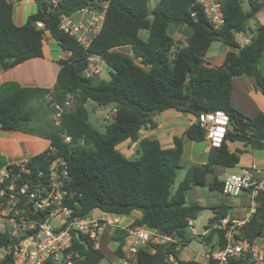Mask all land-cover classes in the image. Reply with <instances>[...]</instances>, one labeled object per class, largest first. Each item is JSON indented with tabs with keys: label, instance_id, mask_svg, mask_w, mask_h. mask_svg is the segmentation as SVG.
Returning a JSON list of instances; mask_svg holds the SVG:
<instances>
[{
	"label": "trees",
	"instance_id": "trees-1",
	"mask_svg": "<svg viewBox=\"0 0 264 264\" xmlns=\"http://www.w3.org/2000/svg\"><path fill=\"white\" fill-rule=\"evenodd\" d=\"M34 1L37 12L25 25L17 26L13 4L0 0L1 69L43 57L46 35L70 56L59 61L57 81L51 89L22 87L16 82L0 85L1 129L42 136L51 144L49 150L27 161L25 166L30 174L22 173L23 180L18 183L29 179L31 185L38 180L48 185L52 161L63 157L70 174L65 188L70 220L87 217L95 210L113 216L139 212L141 217L131 227H144L171 241L140 247L134 255L138 264H203L182 260L183 248L193 240L211 244L216 239L212 245L216 250L225 245V240L220 229H212L205 236L189 233V220L198 219L204 207L188 204L187 192L199 186L222 193L224 181L213 167H236L248 147L264 150V114L248 117L232 105L236 77H253L264 95V24L256 19L264 3L217 0L224 22L215 27L198 0H157L153 8L150 0H108L102 28L86 48L60 31V17L74 15L87 7L100 8L96 0H63L57 6L45 0ZM37 23H42L43 28H38ZM173 26L191 29L186 45L176 43L170 34ZM142 31L147 35H142ZM241 33L251 34L250 43L243 47L237 41ZM216 41L238 49V52H228L219 66L205 60ZM126 48L131 52L123 51ZM90 58H99L105 64L110 75L108 81L96 82L85 75ZM47 95L59 104L68 95H74L75 108L62 114L58 123L48 122L47 117L40 120L38 111L30 110L29 106L37 102L44 107ZM88 103L102 109L115 108L114 121L103 130L97 129L90 121ZM169 110L196 118L203 113L223 112L230 120V129L220 146L210 149L206 164L188 168L177 187V174L183 168V139L175 137L174 147L170 149H164L156 139H140L142 130L157 127L151 112L155 111L158 116ZM49 112L54 115L52 108ZM62 134L71 137L72 142L65 143ZM185 137L194 142L207 139L199 123L192 124ZM127 141L139 142L134 159L118 149ZM229 143L242 144L244 149L232 152ZM19 169L12 164L7 170L16 177ZM9 184L10 180L0 181V193L4 191L0 195L1 209L8 206ZM256 200V214L241 229L242 237L250 243L264 231V194ZM16 207L25 210L32 222H43L48 216L46 212L32 211L25 199ZM211 209L215 212L213 223L229 215L225 204ZM34 232L29 230L17 238L8 229L0 230V251L6 252L0 264H14L12 251ZM125 239L121 229L114 231L112 240L117 243L115 256L119 259L126 258ZM71 251L77 252L79 264H100L106 258L82 234L73 237ZM206 264L217 263L209 260ZM230 264L251 263L240 258L232 259Z\"/></svg>",
	"mask_w": 264,
	"mask_h": 264
},
{
	"label": "built area",
	"instance_id": "built-area-1",
	"mask_svg": "<svg viewBox=\"0 0 264 264\" xmlns=\"http://www.w3.org/2000/svg\"><path fill=\"white\" fill-rule=\"evenodd\" d=\"M48 4L57 6L63 0H45ZM205 6L207 15L215 27L223 24L220 7L217 0H198ZM100 8L87 7L78 11L74 15H61L59 29L62 33L75 39L81 46L89 47L92 40L99 34L108 0H96ZM38 28H43L42 23H37ZM249 42V41H248ZM100 61L99 58H90L89 62ZM74 95H68L63 104L52 101L47 95L44 105L54 110V119L59 122L62 114L75 108ZM106 109V108H105ZM104 109V110H105ZM110 110V108H108ZM116 109L111 108L110 114L106 118L110 122L114 121ZM195 123L206 132V137L212 147H218L230 129L229 117L223 112L203 113L196 118ZM63 141L67 144L72 142L71 137L62 134ZM27 161L15 163L19 173L12 177L6 170L2 173L0 181L10 180L8 186L9 202L7 208L2 211L8 212V222L15 227L10 230L14 237H19L27 231H35L24 238L12 251L14 264H79L77 252H72L73 237L80 234L87 236L94 242L95 248H99V242L107 225L114 229H121L126 236L125 246L128 253L134 256L138 249L150 243H164L171 239L162 237L157 232L144 227H131L124 225L121 216L109 218L107 214L102 217L91 215L84 218L70 220L71 211L65 205L68 192L65 189L70 180L68 163L63 157L56 158L50 166L48 185L42 184L38 180L34 185L31 181L23 180L22 173L30 174L26 168ZM42 173L39 175L41 178ZM227 197L237 198L246 196L250 199V206L247 213L241 218L223 217L215 224L214 229H220L223 233L225 245L213 250L207 249L205 258L216 261L217 264H230L232 259H248L251 264H264V231L253 242L250 243L241 235V229L249 223L253 215L256 214L258 202L256 198L264 194V169L243 168L241 174L232 175L224 180L223 192ZM4 191L0 193L3 196ZM25 199L29 208L34 212H46L47 218L43 222H32L28 220L25 210H20L16 205ZM1 209V208H0ZM53 219H57V225H52ZM23 230V231H22ZM188 231L191 235L197 236L193 220H189ZM11 252V251H10ZM173 260V258L171 257Z\"/></svg>",
	"mask_w": 264,
	"mask_h": 264
},
{
	"label": "crops",
	"instance_id": "crops-1",
	"mask_svg": "<svg viewBox=\"0 0 264 264\" xmlns=\"http://www.w3.org/2000/svg\"><path fill=\"white\" fill-rule=\"evenodd\" d=\"M7 1L13 4L14 6V23L17 26L25 25L28 18L31 15L35 14L38 10V6L34 0H7ZM258 21L261 24H264V19H261V17H259ZM237 41L240 43L241 47H243L250 43L251 34H247V33L238 34ZM214 44L215 43L211 45L205 57V60L208 63H211L212 65H218V66L222 65L228 52H238V49L232 48L224 44L226 47L225 48L226 50L224 52L220 54V47H219L214 49V51H212V54L209 55L210 57H207L208 54L210 53L211 48H213ZM69 56L70 53L62 50L60 46L57 44V42H55L48 35H46V39L43 46V57L27 60L7 70L1 69L0 66V85H2L5 82H16L20 84L22 87H40V88L51 89L55 86L57 81V75L60 70L59 61L66 60L69 58ZM208 58H211V60L209 61ZM99 81L100 80H98V82ZM232 105L248 117H254L260 113L264 114V95L257 87L256 81L253 77L240 76L233 79ZM29 109L37 110L38 118L40 120H45V118L41 116V112L43 110V105L41 103L33 102L29 106ZM100 110L103 109L101 108ZM195 121H196V117L192 114L179 113L175 110H169L162 113L161 115L156 116L155 122L157 124V127L155 129L142 130L140 132V139H144V138L156 139L160 142L161 146L164 149H170L174 147L175 137L182 138L183 155H182L181 165L183 160L185 162L190 163L188 167H185L186 170L193 165H203L206 164L208 160V153L212 148L210 141L208 139L202 141L205 143L203 149H197L194 147V145H190L187 148V144L190 140L188 141V139L185 137V132L192 124L195 123ZM104 127L102 128V130L104 129ZM138 143L139 142L134 143L131 141H127L122 145H120L118 149L126 157L130 159H134L137 157ZM131 144H132L131 146L132 153L130 152L125 153L126 151L124 152L122 149L124 147L128 148ZM50 145H51L50 141L42 136L29 134L26 132H20V131L3 130L0 128V178L2 173H4L8 169V167L11 166L12 164L28 161L32 157L49 150L51 148ZM231 145L234 146L231 147ZM229 149L230 151L234 152L236 151V149H244V147L242 144H240V146H236L235 143H229ZM127 150H129V148ZM248 150H250L252 154L254 151H260V150H252L250 147L246 148V152ZM241 156L242 155H240V164L242 163ZM249 160H250V166L248 168L264 169V158L256 159L254 156H251ZM182 167L184 166L182 165ZM213 169L217 175H219L225 170V168L221 166H214ZM184 177L182 178V180L184 179ZM204 189L209 190L208 187H199V186L193 187L191 190H189L186 194L187 203L197 204L199 206L204 207V209H210V210H212L211 208L225 204L229 207L228 216L234 218H241L247 213L250 206V199L248 197L246 196H240L237 198L227 197L223 193L212 192L209 190L212 194L207 195V197L205 198L206 193ZM190 193L191 195H189L188 197V194ZM232 200H237L239 201L240 204L238 206L234 205L232 203ZM93 212H99L100 213L98 215L99 217L105 215V213H102L101 211L95 210ZM212 212L213 215L208 218L209 225L205 227V230L202 233L197 232L194 224L197 236L207 235L212 229H214V225L218 224V221L215 223L211 221L215 215V212L213 210ZM92 213L91 216H93ZM107 216L109 218L113 217V215H109V214H107ZM140 217L141 214L139 212H132L128 216H121L122 223L124 225H132L133 222ZM8 224L9 226H11V229L15 227L13 223L9 222ZM7 229L10 230L9 228ZM115 230L116 229H114L110 225H107L104 228V232L99 242V248H98L105 253L104 247L110 245L109 243L110 241L113 244H115V246L112 247L114 256H115V250L117 248V243L113 242L112 235ZM198 242L201 243L200 241ZM190 244L185 248L189 247ZM214 244H216V239H214L211 244H205V243L203 245L201 244L205 252L201 254L197 253V256L195 258L191 256H187L185 258L182 257L181 254L185 249L183 248V250L180 253V257L182 260H194L206 264L208 260L205 258V253L208 247L212 248V245ZM127 249H128L127 247H124V250L126 252V258L122 259L123 264H138L134 256L129 255Z\"/></svg>",
	"mask_w": 264,
	"mask_h": 264
},
{
	"label": "rangeland",
	"instance_id": "rangeland-1",
	"mask_svg": "<svg viewBox=\"0 0 264 264\" xmlns=\"http://www.w3.org/2000/svg\"><path fill=\"white\" fill-rule=\"evenodd\" d=\"M260 2L264 3V0H259ZM157 0H150V8H153V6L156 4ZM259 17H261V19H264V6L262 11L260 10L259 13L256 15V19L259 20ZM191 33V29L186 27V26H173L170 28V34L173 36L174 40L176 41V43H178L179 45H186L187 43V37L190 35ZM142 35H147L146 31H142ZM214 46L213 48H211L210 53L208 54L207 57H210L209 55L212 54V51H214V49L219 48L220 47V54L222 52H224L226 49L225 45L222 42H214ZM123 51L125 52H131L130 49H123ZM214 54V53H213ZM209 61L211 60V58H208ZM207 59V60H208ZM137 61V60H136ZM85 75L87 77L93 78L94 81L98 82V80L102 81V80H106L108 81L110 79V75H109V71L108 68L105 66V64L102 61H96L94 60L93 62H90V67L85 71ZM99 81V82H100ZM87 108L89 110V118L91 123L97 128L102 130V128L109 123V120L106 118V116L108 114H110L111 108L110 110L108 108H106L105 110H100L101 108L97 107L94 103H88ZM50 108L47 107H43V110L41 112V116H43V118H46V120L48 122H53L54 116H51L50 114ZM189 141V140H188ZM190 145H194L195 148L197 149H203V147L205 146L204 142H191L189 141L187 144V148ZM236 146H240L239 143H235ZM131 146L132 144L128 147L129 150H127V147H124L122 150L127 153L130 152L132 153L131 150ZM234 145H231V147ZM251 156H254L256 159L258 158H264V151H254L253 154L250 150H248L246 153H243L241 156V161L242 163L239 166L233 167V168H225V170L220 173L219 179L221 181H224L227 177L232 176V175H237V174H241L242 172V168L245 167H249L250 166V160L249 158H251ZM190 163L185 162L183 160L182 165L184 166L182 169H180L178 171L177 174V178H176V182H175V187H177L180 182L182 181V178L185 175L186 169L185 167H188ZM205 191V198L207 197V195L212 194L208 189H204ZM190 194H188L189 197ZM232 203L234 205H239V201L237 200H232ZM99 211V210H97ZM100 213L99 212H93L92 215L93 217H99ZM233 214V213H231ZM8 212L7 211H2V209H0V230L1 231H5L7 230V228L11 229V226H9V222H8ZM213 215L212 210L210 209H204L203 211H201L199 218L194 220V224L196 227L197 232L202 233L205 230V227L209 225V221L208 218L210 216ZM52 225H57V219H53L52 221ZM23 231V230H22ZM199 241V240H198ZM198 241L194 240L189 247L185 248L181 254L182 257H187V256H191L193 258H195L197 256V253H204V248H203V244L204 243H199ZM110 245L105 246L104 247V251L106 254V258L100 263V264H123V260L119 259L117 257H115L113 254V249L112 247L115 246V244H113L112 242H110ZM202 244V245H201ZM6 252L1 250L0 251V260L5 256Z\"/></svg>",
	"mask_w": 264,
	"mask_h": 264
},
{
	"label": "water",
	"instance_id": "water-1",
	"mask_svg": "<svg viewBox=\"0 0 264 264\" xmlns=\"http://www.w3.org/2000/svg\"><path fill=\"white\" fill-rule=\"evenodd\" d=\"M82 74H83V72L81 71V72H80V75H82ZM150 117H151V118L156 117V112H155V111H152ZM1 126H2V125H1V123H0V128H1ZM31 210L34 211L32 208H31ZM220 224H221V222H218V225H220Z\"/></svg>",
	"mask_w": 264,
	"mask_h": 264
}]
</instances>
